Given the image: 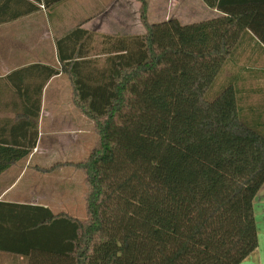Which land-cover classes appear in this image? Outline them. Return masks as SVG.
I'll list each match as a JSON object with an SVG mask.
<instances>
[{"label": "trees", "instance_id": "16d2710c", "mask_svg": "<svg viewBox=\"0 0 264 264\" xmlns=\"http://www.w3.org/2000/svg\"><path fill=\"white\" fill-rule=\"evenodd\" d=\"M63 0H0V25ZM137 36L80 27L57 41L73 104L97 136L67 164L84 175L86 217L0 203V251L27 264H241L259 244L253 202L264 185V132L229 79L208 98L251 32L264 47V2L202 0L220 13L151 23ZM46 70V83L60 71ZM0 140V175L30 150Z\"/></svg>", "mask_w": 264, "mask_h": 264}, {"label": "crops", "instance_id": "0c3cea01", "mask_svg": "<svg viewBox=\"0 0 264 264\" xmlns=\"http://www.w3.org/2000/svg\"><path fill=\"white\" fill-rule=\"evenodd\" d=\"M116 2L126 1L63 0L0 25V140L8 147L30 150L28 157L0 175V203L42 206L54 214L83 210L65 202L54 180L56 168L82 159L94 145V124L73 104L70 76L61 71L57 41L80 27L95 35L91 57L102 63L103 36H130L120 33L121 16L115 20L117 30L111 26ZM46 66L60 71L47 83L42 68ZM228 75L246 116L264 132V47L251 32L232 56ZM253 208L259 244L241 264H264V185ZM0 264H27V260L0 251Z\"/></svg>", "mask_w": 264, "mask_h": 264}, {"label": "rangeland", "instance_id": "374dc122", "mask_svg": "<svg viewBox=\"0 0 264 264\" xmlns=\"http://www.w3.org/2000/svg\"><path fill=\"white\" fill-rule=\"evenodd\" d=\"M126 2H116L113 8V14L111 13V26L114 30H117L118 24L116 19L118 16L122 22L123 30L120 33L137 36L144 34L145 30L140 22V3L136 0H125ZM133 1V2H132ZM148 3V19L151 23H161L170 19H178L182 24H194L201 21H206L214 18V14L211 9H209L202 0H147ZM94 9V8H93ZM60 9L57 8V14L59 15ZM121 30V28H120ZM226 78H228V73L226 72L222 77L218 79V83L215 85L212 92L208 95V98L215 97L220 93L221 87L226 85ZM97 136L94 129V145L96 143ZM93 145V147H94ZM92 147V148H93ZM92 150V149H91ZM90 150L82 159L84 160ZM77 161V162H78ZM57 173L54 175V180L57 186H60L61 197L66 201H71L77 207L83 209H75L76 214H70L71 216L84 219L86 217V211L84 203V193L86 190L84 175L79 171H75L72 167H59L56 168ZM58 192V193H60ZM67 203V202H66ZM78 210L81 212L78 214ZM68 213L70 211L67 208Z\"/></svg>", "mask_w": 264, "mask_h": 264}]
</instances>
